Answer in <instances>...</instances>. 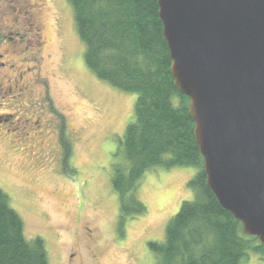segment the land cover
I'll return each mask as SVG.
<instances>
[{
	"label": "rangeland",
	"instance_id": "1",
	"mask_svg": "<svg viewBox=\"0 0 264 264\" xmlns=\"http://www.w3.org/2000/svg\"><path fill=\"white\" fill-rule=\"evenodd\" d=\"M28 5L43 27L39 49ZM74 15L68 0H0V20L17 16L28 27L20 43L25 50L19 44L14 58L10 50L1 59L9 62L4 71L13 78L27 70L32 82L22 95L13 84L0 92V115L33 117L28 129L23 122L0 123V187L24 220L27 240L46 241L50 264H156L150 243L164 240L168 220L194 197L189 182L198 169L147 170L136 190L146 212L120 215L114 154L137 97L86 66ZM63 134L71 144L66 159ZM245 263L264 264V253L251 252Z\"/></svg>",
	"mask_w": 264,
	"mask_h": 264
},
{
	"label": "trees",
	"instance_id": "2",
	"mask_svg": "<svg viewBox=\"0 0 264 264\" xmlns=\"http://www.w3.org/2000/svg\"><path fill=\"white\" fill-rule=\"evenodd\" d=\"M85 46V63L94 74L136 101L132 120L114 157L112 183L120 194V215L144 214L137 196L140 179L158 167L193 166L191 200L165 227V238L151 242L156 264H246L251 252L264 253L258 238L223 207L207 182L204 158L194 137L189 97L173 82L168 42L158 0H68ZM64 153L71 144L62 135ZM0 264H50L46 241H28L24 220L0 187Z\"/></svg>",
	"mask_w": 264,
	"mask_h": 264
},
{
	"label": "water",
	"instance_id": "3",
	"mask_svg": "<svg viewBox=\"0 0 264 264\" xmlns=\"http://www.w3.org/2000/svg\"><path fill=\"white\" fill-rule=\"evenodd\" d=\"M207 182L264 244V0H158Z\"/></svg>",
	"mask_w": 264,
	"mask_h": 264
},
{
	"label": "flooded vegetation",
	"instance_id": "4",
	"mask_svg": "<svg viewBox=\"0 0 264 264\" xmlns=\"http://www.w3.org/2000/svg\"><path fill=\"white\" fill-rule=\"evenodd\" d=\"M28 11H27V17L26 20L29 24L30 28V32L33 33V37H35V45L33 47H35V49H39V45H42V36H41V32L43 30V27L39 25L38 21H37V16L36 13L34 12L33 9V5H28ZM13 9L15 8V6H13ZM12 12H15L13 11ZM20 15V14H19ZM25 23L26 22H20L19 21V17L16 16L15 19H13L11 22H6L5 19L0 20V92L1 93H5V90L8 91H12V84L14 86V89L16 88L17 91H19L18 93L20 95L24 94L27 91H29V86H31V80L29 78L25 77V72H27V70H25V72H21V74L19 73V75H15L12 78V75H10L9 73H7L6 71H4V69L7 70V68H5V66H8L9 68V62L5 61V60H1L3 59L5 56L9 55V51L13 50V52H10V54L12 53L13 55H11V58H14L15 52H17V49L15 47H18V45L24 40L23 35L25 32H27V29L25 27ZM28 28V27H27ZM21 44L19 45L20 47V52H23L24 50L21 48ZM10 46V48H8ZM27 48V47H26ZM28 49V48H27ZM13 56V57H12ZM13 65V64H11ZM15 65V64H14ZM13 65V66H14ZM31 67H28L27 69L29 70ZM10 84V86H9ZM9 86V87H8ZM19 96V95H17ZM25 110V109H23ZM15 113H6L3 116L0 115V123H9V124H21L19 122H23V124H25L26 126L24 127V129H28V127L31 126L30 123H32V118L33 117H26L23 120H20V115L15 118L14 117ZM22 115V114H21ZM38 120V119H37ZM33 124V123H32ZM33 129V125L31 127ZM33 134H38V133H34ZM71 257L75 256V253H72L70 255ZM69 261V259H67ZM71 264V263H69Z\"/></svg>",
	"mask_w": 264,
	"mask_h": 264
}]
</instances>
